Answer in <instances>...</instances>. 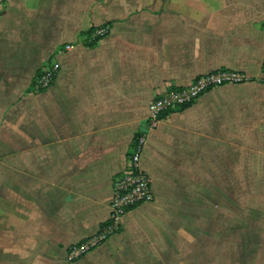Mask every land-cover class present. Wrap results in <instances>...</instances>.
Returning <instances> with one entry per match:
<instances>
[{
  "label": "crops",
  "instance_id": "1",
  "mask_svg": "<svg viewBox=\"0 0 264 264\" xmlns=\"http://www.w3.org/2000/svg\"><path fill=\"white\" fill-rule=\"evenodd\" d=\"M217 71L247 81L149 132L153 201L69 261L153 98ZM0 264H264V0H0Z\"/></svg>",
  "mask_w": 264,
  "mask_h": 264
},
{
  "label": "built area",
  "instance_id": "2",
  "mask_svg": "<svg viewBox=\"0 0 264 264\" xmlns=\"http://www.w3.org/2000/svg\"><path fill=\"white\" fill-rule=\"evenodd\" d=\"M105 34L107 30L98 33L100 36ZM71 48L72 46L69 45L65 50L69 51ZM60 71V63L47 62L33 82V91L39 93L48 90ZM246 81L247 78L242 73L217 71L199 76L186 87L174 88L162 96L153 98L148 108L146 129L138 133L133 141L128 167L113 180L110 220L96 235L71 247L67 254L69 261H77L101 246L111 236L120 232V220L128 212L153 201L151 181L141 164L149 132L157 129L165 116L193 105L205 93L222 86L242 84Z\"/></svg>",
  "mask_w": 264,
  "mask_h": 264
},
{
  "label": "trees",
  "instance_id": "3",
  "mask_svg": "<svg viewBox=\"0 0 264 264\" xmlns=\"http://www.w3.org/2000/svg\"><path fill=\"white\" fill-rule=\"evenodd\" d=\"M93 31L91 30L88 34H91ZM101 38H97L90 43L91 46L95 45Z\"/></svg>",
  "mask_w": 264,
  "mask_h": 264
},
{
  "label": "rangeland",
  "instance_id": "4",
  "mask_svg": "<svg viewBox=\"0 0 264 264\" xmlns=\"http://www.w3.org/2000/svg\"><path fill=\"white\" fill-rule=\"evenodd\" d=\"M95 36H100V35L97 34V35H95ZM70 46H71V45H70ZM233 85H237V84H233ZM128 160H129V159H128ZM128 162H129V161H128Z\"/></svg>",
  "mask_w": 264,
  "mask_h": 264
}]
</instances>
